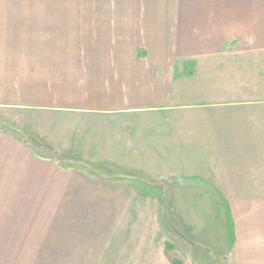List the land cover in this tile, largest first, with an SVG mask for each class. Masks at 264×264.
<instances>
[{
    "label": "crops",
    "instance_id": "crops-1",
    "mask_svg": "<svg viewBox=\"0 0 264 264\" xmlns=\"http://www.w3.org/2000/svg\"><path fill=\"white\" fill-rule=\"evenodd\" d=\"M251 90L264 94V0H0V121L66 159H42L0 129V264L6 241L15 264H202L213 254L222 264H264V251H240L229 214L206 203L257 198L236 192L245 184H232L231 173L244 150L228 148L223 126L209 124L223 115L207 113L252 103ZM232 94L242 99L230 101ZM94 119L125 120L124 141L74 123ZM137 119L154 123L136 128ZM221 152L230 153L211 161L209 153ZM183 175L186 184L175 179ZM160 179L176 183L167 189ZM137 200L174 201L176 227L207 245L201 259L182 235L170 243L159 206L147 218L127 214ZM7 216L20 219L6 227ZM26 216L28 234L18 226ZM116 234L128 244L123 252L109 248ZM231 238L238 258L225 252Z\"/></svg>",
    "mask_w": 264,
    "mask_h": 264
},
{
    "label": "rangeland",
    "instance_id": "rangeland-1",
    "mask_svg": "<svg viewBox=\"0 0 264 264\" xmlns=\"http://www.w3.org/2000/svg\"><path fill=\"white\" fill-rule=\"evenodd\" d=\"M250 92V91H249ZM251 93L253 97L257 96L256 99L250 103V104H238V105H223V106H207L208 114L211 115H223L222 118H219L218 120L211 121L209 124L211 125H216L219 127V125H222L223 128H219L220 133L223 135L222 136H214L218 138H223L224 143L228 148H237L244 150L243 152H236L235 154L236 158L234 161H237L234 163L236 169L233 170L231 173L232 175V184L234 181H237L238 183H244L245 186L243 188H238L236 189V192L239 193H246V194H251L250 197H257L256 199H247V200H240V199H219V200H209L206 203L210 204L211 206H214V210L217 212V214L221 215H226L227 213L229 214V218H231L232 222L230 223L231 225V235H233V228H237V233L235 235H238L240 237V247L242 248L240 251L243 250V252L250 253L252 251L257 253V257H260V251H264V225L262 226V222H264V94H261L259 92H254L251 90ZM230 101L231 100H240L242 98H237L236 95H229L227 97ZM244 101V100H241ZM173 112V111H171ZM194 113H201L199 111H196ZM112 120H98L94 119L92 121H77L74 122L76 125L79 123H82V127H85L86 131L93 130L94 128L96 130L101 129L102 133L105 131L107 132V135L109 134L110 130H113V133L117 136V134L121 135L118 136L120 137L122 141V135L125 134V128L128 126L127 122L125 120H119L116 125L112 123ZM8 123V122H7ZM23 123V122H22ZM145 123H150L153 124V121L150 120H141L137 119L133 121L134 126L136 128H141L142 125ZM164 123V121H163ZM10 124V123H9ZM76 128V127H75ZM81 129V128H80ZM116 130V131H114ZM113 133L111 135H113ZM96 135V134H95ZM105 139H108V137H103ZM120 140V141H121ZM238 142L237 146H234V143ZM116 149H123L124 151V146L122 144H118ZM104 153V152H102ZM222 153V152H221ZM230 152H225V155L222 154H217V153H209L211 155V161L212 159L218 155L222 156L224 158H227V154ZM106 154V153H105ZM238 159V160H237ZM224 165L227 166L229 169H234L233 166H231V162L229 160H224ZM203 165L206 164V162L202 163ZM250 166L251 168L248 170H244L246 166ZM212 166V164H211ZM217 166V165H216ZM222 163H218V167H222ZM204 173L206 170L204 168H201ZM102 171H108V172H115V173H122L121 170H116V169H108V170H102ZM209 174L214 175L213 171L214 169L208 170ZM125 175V174H124ZM133 175V174H131ZM129 176V175H127ZM125 177V176H123ZM121 177V178H123ZM200 177V176H198ZM134 179L133 183L136 182L135 186H138L140 189H146L148 192L152 191H157L156 188H149L150 186L147 187L143 186L141 181L133 178L132 176L128 178L129 180ZM137 178V177H136ZM124 179V178H123ZM127 179V178H125ZM177 181H179L181 184H186L188 183V178L183 176L180 177H175ZM200 180H203L200 179ZM227 180L229 181L228 177ZM205 181V180H203ZM209 181H212V184H215L213 179H211V176H209ZM159 185H162L163 188L171 189L173 186V183L176 182H170L169 179H160L157 180ZM206 182V181H205ZM230 183V182H229ZM199 184V183H198ZM201 186H204L200 184ZM208 188L205 189L206 192L211 193L216 192L218 189H213L215 188V185H207ZM203 188V187H202ZM152 190V191H151ZM221 196L229 197L231 196L237 197L238 195H227V193H221ZM42 202H37V205ZM126 203V202H125ZM129 203H132L129 201ZM204 203V202H203ZM24 203H21L19 205L22 209ZM175 203L174 201L171 200H159V201H134L133 204H130L127 206L128 211L127 214H139L141 211L145 215V218H147L149 212L151 211L152 215H155L156 212H158V206L161 208V212L163 211V218L164 221L162 223H166L167 227V232L170 234L169 239L170 243H179L180 242L175 240V235H182L183 239H180L183 244L187 242L189 245L196 246L195 248V253L197 254L198 258L201 259L202 255L199 253V251H204L207 245L204 243V239L202 235L200 234H195L192 239H186V236H190L188 238H191V234L189 231H185L183 226L181 225L180 229H178L175 225V214L172 211V206H174ZM209 205V208H212ZM177 207V206H176ZM203 210V208H201ZM177 211L180 213L179 207H177ZM123 212L125 214L124 219H129V217L126 216L125 212V206L123 207ZM155 212V214H154ZM208 216H212V212H209L207 214ZM1 219V216H0ZM20 219V218H14V216H7L6 217V227L9 224H12L14 221ZM121 221L123 220V216L119 218ZM246 219H248L250 222L253 223V229L248 226L247 222H244ZM26 224L23 225V218H21L20 224H18L21 229L28 234V230L30 225L33 223V217L28 218L26 216ZM46 223V220L44 221ZM178 229L180 232H177L174 227ZM16 228V227H15ZM245 228V229H244ZM121 228L117 226L115 228L116 232H119ZM186 232V233H185ZM7 240H12L14 239L15 233L12 231L10 234L7 233ZM242 236H245V239L242 238ZM18 237L21 240L22 239V234L18 233ZM134 242H137L138 239V234L134 232ZM231 244L230 242L228 243L227 241L223 243L225 252L230 251V256L234 258H238V254L241 252L239 251L236 255L237 250V245H235L234 240L231 238ZM125 245H128L125 243L124 239H121L119 237V234H116V238L109 243V248L110 249H118V252H123V249H126ZM191 245V246H192ZM187 246V244L185 245ZM182 249V248H180ZM12 248L9 247L8 242L6 241V249H5V256L2 259L1 264L5 260V264H15L16 259L14 260L15 256L10 253ZM22 250V248H21ZM23 251V250H22ZM187 252V250L182 249L181 254L185 259H188V256L185 255L184 252ZM24 253H22L25 256H28V248L24 249ZM105 253V252H104ZM214 253V252H213ZM190 255V254H188ZM240 260V259H239ZM203 263L202 264H222V261L218 259V257L213 254L212 255V260L209 259L208 261L204 262L201 260ZM244 261V260H242ZM256 261H259L257 258ZM252 262V260H251ZM109 264V263H107ZM111 264V263H110Z\"/></svg>",
    "mask_w": 264,
    "mask_h": 264
},
{
    "label": "trees",
    "instance_id": "trees-1",
    "mask_svg": "<svg viewBox=\"0 0 264 264\" xmlns=\"http://www.w3.org/2000/svg\"><path fill=\"white\" fill-rule=\"evenodd\" d=\"M0 129L6 131V132H13L15 135H17L18 137H20L25 143H27L31 148H33L34 150H36L38 152V156L42 159H46V160H51V161H55L57 163L60 162H65L66 159L62 158V156H60L58 154V156L47 146L43 145L42 143L38 142V141H34L31 138H29V136H26L22 131H20L17 127L8 124L7 122H3L0 121ZM124 178V177H123ZM127 178V179H125ZM124 180H126L127 182H133L134 179L129 180L128 178H130V176L125 177Z\"/></svg>",
    "mask_w": 264,
    "mask_h": 264
}]
</instances>
